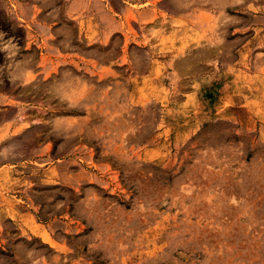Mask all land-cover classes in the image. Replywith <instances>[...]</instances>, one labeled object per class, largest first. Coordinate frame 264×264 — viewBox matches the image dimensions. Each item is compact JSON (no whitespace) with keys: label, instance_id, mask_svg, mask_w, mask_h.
<instances>
[{"label":"rangeland","instance_id":"1","mask_svg":"<svg viewBox=\"0 0 264 264\" xmlns=\"http://www.w3.org/2000/svg\"><path fill=\"white\" fill-rule=\"evenodd\" d=\"M0 264H264V0H0Z\"/></svg>","mask_w":264,"mask_h":264}]
</instances>
